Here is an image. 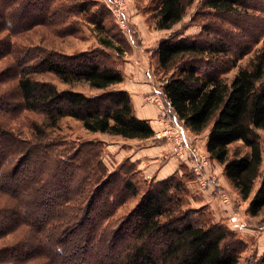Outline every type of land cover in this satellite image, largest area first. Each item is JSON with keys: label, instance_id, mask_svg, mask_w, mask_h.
<instances>
[{"label": "trees", "instance_id": "1", "mask_svg": "<svg viewBox=\"0 0 264 264\" xmlns=\"http://www.w3.org/2000/svg\"><path fill=\"white\" fill-rule=\"evenodd\" d=\"M193 3L154 0L155 28L172 30ZM201 5L210 19L246 17L251 6L264 10V0H201ZM111 14L97 0H0V62L7 61L0 71V192L10 200L0 208V238L25 228L22 240L0 245V264H239L244 242L204 211L185 209L183 181H150L141 193L142 186L128 177L133 162L107 174L99 143L76 147L52 137L51 130L64 118L125 140L156 135L150 121L137 116L131 95L112 88L124 81V74L107 52L123 53V38L109 26ZM81 21L94 25L102 48L67 55L12 42L38 27L58 38L78 37ZM218 34L208 30L206 37H182L176 32L160 40L154 58L166 77L162 98L185 129L209 131L210 159L223 167L241 197L250 199L248 212L257 217L264 209L258 136L264 131V49L229 81L224 74L250 49L229 58L231 44ZM42 74L105 91L60 90L34 78ZM23 112L43 117L27 127L30 138L12 126ZM238 142L247 151L231 155L230 147ZM138 196V204L115 219L119 208Z\"/></svg>", "mask_w": 264, "mask_h": 264}, {"label": "rangeland", "instance_id": "2", "mask_svg": "<svg viewBox=\"0 0 264 264\" xmlns=\"http://www.w3.org/2000/svg\"><path fill=\"white\" fill-rule=\"evenodd\" d=\"M97 1L108 7L113 0ZM116 1L118 2L115 3L116 11L120 16L117 17L108 7L112 13L109 26L123 38L119 43L123 53L113 50H107V52L111 54V62L123 72L124 81L118 84L120 87L115 85L112 88L127 91L131 95L133 105L135 109L137 108V116L149 117L147 120L156 130V135L147 141L125 140L121 137L90 132L83 127L80 121L64 118L58 123L57 128L51 130L52 137L61 138L67 145H75L76 147L87 142L99 143L103 147L102 160L107 174L118 172V169L124 167L126 170V166L133 162L134 171L128 177L134 184L142 186L141 193L146 191L150 181H160L171 177L183 181L186 188L184 200L188 203L185 209L204 211L205 217L225 226L236 235L238 240L244 242L245 248L240 253L239 264H257L258 261L264 259V209L257 217L250 216L248 212L250 199L244 200L241 197L225 177L223 167L209 157L206 150L209 131L195 134L185 129L183 124L164 104L162 84L166 77L158 72L154 54L160 40L176 32H181L182 37H196L198 35L206 37L208 30L211 33L219 30L221 35L218 34L219 37L226 38V42L231 44L229 58L236 57L239 52L246 49L245 47L250 49L246 56L238 60L231 71L224 74V78L230 81L239 68L248 66L254 57L264 49V10H256V6H251L252 9L246 17L217 15L210 19L209 13L202 8L201 0H194L191 6H187L186 16L180 24L172 30H157L151 17L152 13H150L154 7V0ZM184 3L187 4L188 0H184ZM122 20L125 22L124 28L122 27ZM81 25L83 31L78 37L58 38L38 27V29H34L33 32L25 35L24 38L21 36L18 40L13 39L12 42L18 48L24 49L27 46L44 45L67 55L102 48L100 42L102 36L95 30L94 25L85 21H81ZM206 26L208 30H206ZM214 62L213 60L211 63ZM6 64L7 61L0 62V71L6 67ZM34 78L39 81L52 82L60 90L71 89L85 95H96L105 91L94 89L84 82L67 85L51 74L35 75ZM12 84L10 83V85ZM146 107H148V114L141 115L147 109ZM150 109L153 110V114H151ZM34 120L43 122V117L23 112L20 120L18 117L12 122V126L16 132H23L24 137L30 138L31 131L28 128ZM258 136L262 146L263 163L261 171L263 172L264 131H258ZM181 137L186 140L183 144L184 156H194L196 152L199 153L197 157H193V160L202 165V178L198 177L199 175L195 173L191 165L175 154V139ZM230 151L231 155H241L247 149L242 142H238L230 147ZM260 182L261 177L255 183L252 196ZM8 201H10L8 196L0 192V208ZM226 201L230 203L227 204ZM138 202L139 196L131 198L119 208L115 219L126 216ZM235 219H237L236 222L232 221ZM24 229L22 227L17 232L3 235L0 238L2 240L0 245L3 242L10 243L15 240H22V230Z\"/></svg>", "mask_w": 264, "mask_h": 264}, {"label": "built area", "instance_id": "3", "mask_svg": "<svg viewBox=\"0 0 264 264\" xmlns=\"http://www.w3.org/2000/svg\"><path fill=\"white\" fill-rule=\"evenodd\" d=\"M115 3H118V2L116 0H113L112 2L109 3L110 5L108 7L110 8L111 11H113L117 15V17H119L120 14L119 15L117 14L116 7H115ZM122 27L123 28L125 27V22L124 21L122 22ZM179 130H180V128H179ZM185 142H186V140H185L184 137L176 138L175 139L174 152H175V154H177L179 156L180 159L184 160L187 164L191 165V167L194 169L195 173L197 175H199L198 177H201L202 178L203 177L202 165L195 163L194 160H193V157H197L199 155V153L196 152V154H194V156H188V155L184 156V153H183V147H184V145L183 144ZM225 203L228 204L230 202L229 201H226ZM232 221L236 222L237 219L232 220Z\"/></svg>", "mask_w": 264, "mask_h": 264}, {"label": "crops", "instance_id": "4", "mask_svg": "<svg viewBox=\"0 0 264 264\" xmlns=\"http://www.w3.org/2000/svg\"><path fill=\"white\" fill-rule=\"evenodd\" d=\"M119 87H120V85H118ZM122 89H124V88H122ZM147 109H145L146 110V112H145V110H144V112H142V114L141 115H146V114H148V107H146ZM136 111H137V108L135 109ZM151 110V114H153V110L152 109H150ZM140 118H143V119H148L149 117H142V116H140ZM143 141H147V140H143Z\"/></svg>", "mask_w": 264, "mask_h": 264}]
</instances>
